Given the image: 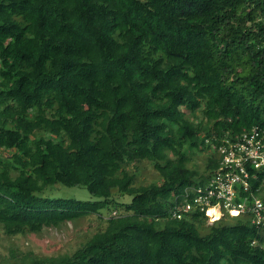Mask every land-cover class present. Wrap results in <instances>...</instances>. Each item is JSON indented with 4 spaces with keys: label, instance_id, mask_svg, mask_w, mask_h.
Masks as SVG:
<instances>
[{
    "label": "trees",
    "instance_id": "trees-1",
    "mask_svg": "<svg viewBox=\"0 0 264 264\" xmlns=\"http://www.w3.org/2000/svg\"><path fill=\"white\" fill-rule=\"evenodd\" d=\"M254 127L264 0H0V233L97 220L69 252L9 243L0 264H264L247 217L175 215Z\"/></svg>",
    "mask_w": 264,
    "mask_h": 264
},
{
    "label": "built area",
    "instance_id": "built-area-1",
    "mask_svg": "<svg viewBox=\"0 0 264 264\" xmlns=\"http://www.w3.org/2000/svg\"><path fill=\"white\" fill-rule=\"evenodd\" d=\"M219 156L218 166L204 185L186 189L189 201L179 210L204 211L210 222L225 215L247 217L257 228H264V136L252 128L234 141L225 139L215 147ZM261 242L253 238L252 245L264 248V232ZM260 239V238H259Z\"/></svg>",
    "mask_w": 264,
    "mask_h": 264
},
{
    "label": "rangeland",
    "instance_id": "rangeland-1",
    "mask_svg": "<svg viewBox=\"0 0 264 264\" xmlns=\"http://www.w3.org/2000/svg\"><path fill=\"white\" fill-rule=\"evenodd\" d=\"M204 160L203 154L193 155L190 164L201 165ZM157 178L156 172L150 164L142 163L138 173L140 183H148ZM55 196L71 197L76 199H89L90 195L82 187L57 185ZM207 220V219H206ZM208 221H206L207 223ZM209 223V222H208ZM207 223V224H208ZM102 225V224H101ZM100 225V226H101ZM97 226V220L94 218H82L74 223L61 225L59 228H44L38 234H27L18 237H6L0 233V250L5 251L6 246L16 243L20 249H31L38 254H62L74 249L78 243L84 239L86 234L91 232Z\"/></svg>",
    "mask_w": 264,
    "mask_h": 264
},
{
    "label": "clouds",
    "instance_id": "clouds-1",
    "mask_svg": "<svg viewBox=\"0 0 264 264\" xmlns=\"http://www.w3.org/2000/svg\"><path fill=\"white\" fill-rule=\"evenodd\" d=\"M214 148H215V147H214ZM217 155H218V154H217ZM218 157H219V156H218ZM207 180H208V179H207ZM206 182H207V181H206ZM206 182H205V183H206ZM205 183H204V184H205ZM204 184H201V185H204ZM195 185H200V184H190V185H188V186H186V187L184 188V191H185L186 189H188L189 187H191V186H195ZM262 196H263V198H264V193H263ZM193 212H197V211H196V210H193ZM201 212H202V213L204 214V216L206 217V219H207L206 221L209 222V223L207 222L208 224H212L213 222H215V221L219 220L220 218H222V217H220V218L215 219L214 221L210 222V221L208 220V217L205 215L204 211H201ZM223 217H229V218H230V217H239V216L228 214V215H225V216H223ZM251 241H252V240H251Z\"/></svg>",
    "mask_w": 264,
    "mask_h": 264
}]
</instances>
